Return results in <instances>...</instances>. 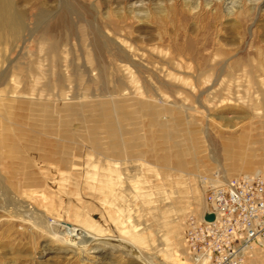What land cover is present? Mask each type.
<instances>
[{"label":"rangeland","instance_id":"rangeland-1","mask_svg":"<svg viewBox=\"0 0 264 264\" xmlns=\"http://www.w3.org/2000/svg\"><path fill=\"white\" fill-rule=\"evenodd\" d=\"M14 2L0 264H191L184 222L209 185L264 175V0H80L69 25L58 0ZM173 7L190 20L165 18ZM215 14L210 47L175 38ZM244 264H264V246Z\"/></svg>","mask_w":264,"mask_h":264},{"label":"built area","instance_id":"built-area-1","mask_svg":"<svg viewBox=\"0 0 264 264\" xmlns=\"http://www.w3.org/2000/svg\"><path fill=\"white\" fill-rule=\"evenodd\" d=\"M202 213L184 222L191 264H244L264 246V175L243 174L209 185Z\"/></svg>","mask_w":264,"mask_h":264},{"label":"bare ground","instance_id":"bare-ground-1","mask_svg":"<svg viewBox=\"0 0 264 264\" xmlns=\"http://www.w3.org/2000/svg\"><path fill=\"white\" fill-rule=\"evenodd\" d=\"M58 2H59V4H58L59 5L58 6L59 12L62 13V23L69 25L71 20L69 21V18L68 17L66 18L65 16H67V14L73 13L77 10L80 0H58ZM35 3H38L37 0H35V2L33 4H35ZM44 14H46V12L42 11V10L39 11L38 14H36L37 15V21L35 22L36 24L44 25L46 23L44 21L48 18H45ZM218 15L219 14L209 15V16L204 17L206 19V23L203 25V27H204L203 30L205 31L204 36H201V37L197 36L196 38H191L188 35L187 31H182L179 34H177V36L175 38L179 41L186 38L187 43H191L194 46L196 44H198L199 46L197 47V49L200 51L203 49H206L207 47H210L211 39L209 37V33H208L209 30L208 29L211 26L210 25L212 22L211 20L213 19L215 21V19L218 18ZM162 18H164V17L162 16ZM165 18L172 20V21H175V22L179 21L181 23H184V22H187L190 20V16L185 14V12L183 10H178V9H175L174 7L170 9V14L166 15ZM196 20L198 23L201 21V18L197 17ZM166 21H168V20H166ZM168 22H170V21H168ZM24 25H25V14L18 8V6H16V3L14 2V0H0V28L10 29V30H13L16 32V30L23 27ZM195 26H197V25H195ZM256 175H260V174H256ZM193 215H200V214H193ZM184 227H185V225H184ZM184 231H183V233H184ZM184 244H185V239H184ZM185 247H186V245H185Z\"/></svg>","mask_w":264,"mask_h":264},{"label":"crops","instance_id":"crops-1","mask_svg":"<svg viewBox=\"0 0 264 264\" xmlns=\"http://www.w3.org/2000/svg\"><path fill=\"white\" fill-rule=\"evenodd\" d=\"M250 174H253V173H250ZM243 175V174H242ZM237 176H239V175H237Z\"/></svg>","mask_w":264,"mask_h":264},{"label":"water","instance_id":"water-1","mask_svg":"<svg viewBox=\"0 0 264 264\" xmlns=\"http://www.w3.org/2000/svg\"><path fill=\"white\" fill-rule=\"evenodd\" d=\"M210 218H212V217H210Z\"/></svg>","mask_w":264,"mask_h":264}]
</instances>
